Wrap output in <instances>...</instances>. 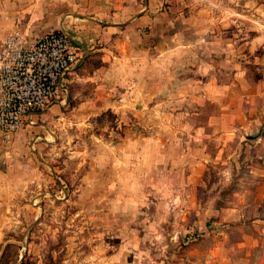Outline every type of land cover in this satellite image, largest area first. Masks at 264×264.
Masks as SVG:
<instances>
[{"label": "rangeland", "instance_id": "obj_1", "mask_svg": "<svg viewBox=\"0 0 264 264\" xmlns=\"http://www.w3.org/2000/svg\"><path fill=\"white\" fill-rule=\"evenodd\" d=\"M114 1L117 10L147 3ZM148 1L158 18L138 55L167 56V72L175 57L264 58V0ZM192 23L202 28L194 37L212 47L173 49L180 26L194 38ZM252 63L261 76L251 82L264 89V63ZM149 82L135 77L127 88L141 91ZM173 87L167 84L165 99L172 101ZM137 105L100 112L81 108L70 94L11 143L0 138V264H194L207 260L206 250L228 246L223 233L245 242L244 253L255 254L250 264H264V127L221 133L226 142L196 140L211 158L195 164L178 158L185 129L174 127L173 106ZM202 163L205 183L195 189L185 174Z\"/></svg>", "mask_w": 264, "mask_h": 264}, {"label": "crops", "instance_id": "obj_2", "mask_svg": "<svg viewBox=\"0 0 264 264\" xmlns=\"http://www.w3.org/2000/svg\"><path fill=\"white\" fill-rule=\"evenodd\" d=\"M135 1L137 5L140 3V0ZM142 2L147 3L141 4L142 7L136 11L132 7L136 4L132 2V8L127 11L114 9V0H0V45L7 34L16 30L24 31L31 40L49 30L66 31L73 44L86 53L82 62L68 75L69 96L72 95L77 105L81 108L92 106V110L100 112L119 110L124 106L137 109L139 102L141 108L149 109L172 105L175 116H179L173 121L174 127L185 129L181 130L183 135H180L185 142L179 154L183 153L178 156L182 161L190 159L200 164L199 161L210 160L207 150L195 143L203 137L214 135L216 139L226 142L230 139L229 136L224 139L225 133L264 127V89L251 82L261 76V70L250 66L252 62L264 63V58L257 57L260 61H253L252 57L247 60L241 56H226L223 59L208 60L206 56L196 58L190 55L188 62H184L175 57L172 61L175 63L174 68L167 72L168 65L173 67L167 61V56L162 58L160 55L151 60L142 54L138 55L139 51L145 52L142 48L149 47V28L158 18L153 14L150 2ZM190 27L193 37L202 32L198 23L197 26L192 23ZM177 30L173 32L172 41H169L173 49L203 45L212 47L214 43L204 36L198 38L199 35L195 39H187V31L183 26ZM165 41H159L158 45L161 46ZM117 48H124L125 53L117 52ZM95 50L100 51L99 60L89 67L88 63ZM135 77L152 82L149 85L147 83L148 87L145 85L141 91L132 86L128 89L129 81ZM156 81L161 85L155 89L153 86ZM171 82L174 83L171 88L172 101L169 100L170 96L164 98L166 86ZM71 83L74 86L72 91ZM80 84L82 86L78 87ZM140 96L141 101H138ZM184 114L189 120H179ZM194 132L200 133V136ZM262 140L260 136L253 142L258 144ZM1 159H4L3 153ZM200 167L203 168V163L193 168L191 173L185 174L195 189L198 184L205 183L199 177L203 174ZM222 238L225 243L229 241L228 246L221 244L206 250L203 258L207 257V260L202 262L200 259L194 264H250L248 260L255 254L250 251L244 253L246 249L243 240L234 242L228 233H223ZM194 252L200 254L197 250ZM257 263L255 261L254 264Z\"/></svg>", "mask_w": 264, "mask_h": 264}, {"label": "built area", "instance_id": "obj_3", "mask_svg": "<svg viewBox=\"0 0 264 264\" xmlns=\"http://www.w3.org/2000/svg\"><path fill=\"white\" fill-rule=\"evenodd\" d=\"M85 51L66 31L51 30L31 40L20 30L0 48V138L11 143L34 117L69 97L68 75Z\"/></svg>", "mask_w": 264, "mask_h": 264}, {"label": "water", "instance_id": "obj_4", "mask_svg": "<svg viewBox=\"0 0 264 264\" xmlns=\"http://www.w3.org/2000/svg\"><path fill=\"white\" fill-rule=\"evenodd\" d=\"M249 137H250L251 139L255 138V137H254V136H252V135H249Z\"/></svg>", "mask_w": 264, "mask_h": 264}]
</instances>
